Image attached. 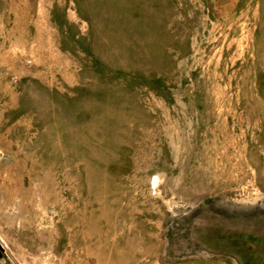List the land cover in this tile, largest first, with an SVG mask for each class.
<instances>
[{"label": "rangeland", "instance_id": "374dc122", "mask_svg": "<svg viewBox=\"0 0 264 264\" xmlns=\"http://www.w3.org/2000/svg\"><path fill=\"white\" fill-rule=\"evenodd\" d=\"M0 264H264V0H0Z\"/></svg>", "mask_w": 264, "mask_h": 264}]
</instances>
